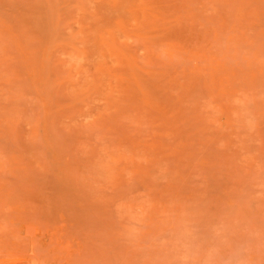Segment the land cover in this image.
I'll return each mask as SVG.
<instances>
[{
    "label": "rangeland",
    "instance_id": "obj_1",
    "mask_svg": "<svg viewBox=\"0 0 264 264\" xmlns=\"http://www.w3.org/2000/svg\"><path fill=\"white\" fill-rule=\"evenodd\" d=\"M0 264H264V0H0Z\"/></svg>",
    "mask_w": 264,
    "mask_h": 264
}]
</instances>
